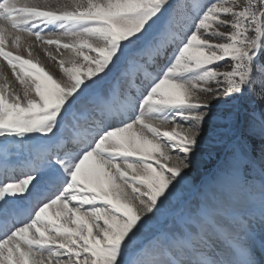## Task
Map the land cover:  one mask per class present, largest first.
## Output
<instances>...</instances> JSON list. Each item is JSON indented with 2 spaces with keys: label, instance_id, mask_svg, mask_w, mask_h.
I'll return each mask as SVG.
<instances>
[{
  "label": "snow or ice",
  "instance_id": "6c2138e0",
  "mask_svg": "<svg viewBox=\"0 0 264 264\" xmlns=\"http://www.w3.org/2000/svg\"><path fill=\"white\" fill-rule=\"evenodd\" d=\"M21 32L81 59H61L57 79L5 50ZM260 53L264 0H0V56L23 73L21 91L0 85V264H256L206 202L178 214L179 234L140 237L214 133L213 105H228L234 158L256 135L264 156ZM11 142L29 149L22 165Z\"/></svg>",
  "mask_w": 264,
  "mask_h": 264
},
{
  "label": "rangeland",
  "instance_id": "374dc122",
  "mask_svg": "<svg viewBox=\"0 0 264 264\" xmlns=\"http://www.w3.org/2000/svg\"><path fill=\"white\" fill-rule=\"evenodd\" d=\"M37 1L39 3H47L51 0ZM56 1V0H52ZM172 4L179 9L181 3L197 4L205 3L207 0H171ZM33 3V2H30ZM71 0H64L62 4H69ZM55 7L54 5H52ZM178 21H183L184 10H180L177 16ZM58 33L53 30L51 38L55 39ZM47 38V36H46ZM67 38H61V44L67 43ZM38 43H44L38 41ZM45 44V43H44ZM52 47L48 51V56L33 55L34 62H38L45 67L57 79L60 78L59 61H65L66 66L72 59H81L62 46L58 49L55 45H47ZM17 55V54H15ZM14 55V56H15ZM24 56L23 54H18ZM26 59L28 57L24 56ZM8 63V62H6ZM9 65V64H8ZM255 67L259 70L256 75L257 90L259 86L264 85V53L258 55ZM11 74L23 76L19 66H17L16 74L13 73L11 65H9ZM221 70H225L223 62H221ZM57 75V76H56ZM28 79V77H25ZM11 90L17 89L13 84H4ZM107 85H105L106 87ZM19 91V90H18ZM83 105V101L77 105L79 110ZM217 119L213 121L215 131L201 145L200 150L193 158V167L187 172L184 180L177 185L176 197L166 202L161 215L154 220L153 226L141 234V241H147L153 235L157 228H163L166 231L179 234L183 230V225L178 221V214L184 210L194 208L197 204L206 202L218 207L224 214L228 222L229 230L237 240L246 245L252 254L256 264H264V206L261 202V183L264 182V156L260 152L261 139L258 135L250 137V143L255 146V150L248 152V158L238 161L234 158L233 132L228 122L220 117L228 110L227 104L213 105ZM154 126L159 121H151ZM65 128L58 133V136L67 135ZM55 139V138H54ZM5 156L12 158L14 155L25 154L29 157V149L27 146H21L18 143L11 142L4 146ZM245 174L251 176V181L244 178ZM262 177L260 183L256 180ZM257 185V186H255ZM98 204L100 202H97ZM237 219H233V217Z\"/></svg>",
  "mask_w": 264,
  "mask_h": 264
},
{
  "label": "bare ground",
  "instance_id": "6f19581e",
  "mask_svg": "<svg viewBox=\"0 0 264 264\" xmlns=\"http://www.w3.org/2000/svg\"><path fill=\"white\" fill-rule=\"evenodd\" d=\"M37 1H44L45 0H21V3L23 2H37ZM64 2V0H56L53 1L52 0L49 2L51 5H59L58 3L62 4ZM21 35V41H20V47L17 48L16 46H14L12 44V37L8 36L7 38V42L5 45V50L11 52L13 55L15 54H23L24 56L28 57V58H32L33 55H40L43 57H47L48 56V51L51 50L52 47H45L44 43H38V41L36 40V38L34 36H30L27 35L25 33H19ZM7 61L4 59L3 56H0V85H4V84H13V86L17 89V91H21L23 88V85L20 83V81L18 79H16V77H14L11 74V70L9 68L8 63H6ZM55 75V74H54ZM57 76V75H56ZM8 157V156H7ZM26 155L25 154H16L14 156H12V158L8 159V163L10 165H22L24 163V161L26 160Z\"/></svg>",
  "mask_w": 264,
  "mask_h": 264
},
{
  "label": "trees",
  "instance_id": "16d2710c",
  "mask_svg": "<svg viewBox=\"0 0 264 264\" xmlns=\"http://www.w3.org/2000/svg\"><path fill=\"white\" fill-rule=\"evenodd\" d=\"M244 178L248 181V183H249V181L252 180V179H251V176H250L249 174H245V175H244ZM261 179H262V177H260V178H258V179L256 180L257 185H258V183H260ZM257 185H255V186H257Z\"/></svg>",
  "mask_w": 264,
  "mask_h": 264
}]
</instances>
